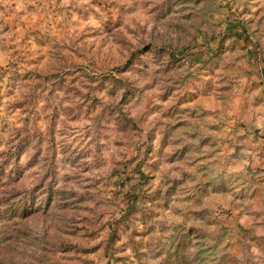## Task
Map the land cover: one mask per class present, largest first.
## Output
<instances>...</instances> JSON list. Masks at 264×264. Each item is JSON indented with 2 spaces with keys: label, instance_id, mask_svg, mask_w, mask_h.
I'll list each match as a JSON object with an SVG mask.
<instances>
[{
  "label": "rangeland",
  "instance_id": "1",
  "mask_svg": "<svg viewBox=\"0 0 264 264\" xmlns=\"http://www.w3.org/2000/svg\"><path fill=\"white\" fill-rule=\"evenodd\" d=\"M0 264H264V0H0Z\"/></svg>",
  "mask_w": 264,
  "mask_h": 264
}]
</instances>
